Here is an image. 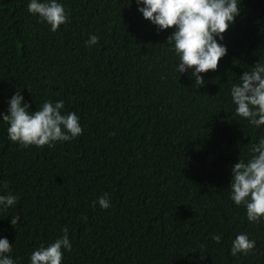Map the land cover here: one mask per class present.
I'll return each instance as SVG.
<instances>
[{"label": "trees", "instance_id": "obj_1", "mask_svg": "<svg viewBox=\"0 0 264 264\" xmlns=\"http://www.w3.org/2000/svg\"><path fill=\"white\" fill-rule=\"evenodd\" d=\"M27 2L0 0V111L15 91L32 110L63 99L83 133L23 148L0 121V182L18 196L0 212V237L17 264L64 227L72 250L62 264H264V224H250L227 188L231 165L264 135L232 115L229 97L264 62V0H241L227 54L198 89L173 72L171 30L157 33L135 0H62L69 22L56 32ZM104 193L108 209L92 203ZM238 232L256 241L247 256L229 254Z\"/></svg>", "mask_w": 264, "mask_h": 264}, {"label": "clouds", "instance_id": "obj_2", "mask_svg": "<svg viewBox=\"0 0 264 264\" xmlns=\"http://www.w3.org/2000/svg\"><path fill=\"white\" fill-rule=\"evenodd\" d=\"M135 3L137 11L157 33L171 30L165 43L175 57L173 72L188 75L193 81L191 87L200 88L205 83L201 74L215 71L218 61L227 54L223 34L240 14L241 0H135ZM26 7L28 13L46 24L51 32L69 22L62 0H28ZM98 39L97 35L90 34L85 45L91 48ZM237 77L229 88L234 105L232 115L254 129H264V62L259 59ZM64 103L63 99H46L32 110L20 91H15L7 100L6 111H0V121L7 125L8 140L23 148H52L57 142L75 140L83 133L80 117L65 110ZM7 187V181L0 182V212L17 206L18 196L5 192ZM227 188L229 199L236 207L244 209L250 224H264V135L250 144L246 158L239 156L231 165ZM92 203L101 209L111 206L107 193ZM19 220L17 214L11 215V226L18 225ZM61 233L47 245L34 248L27 264H62L64 253L72 250V242L67 227L62 228ZM212 240L220 242L221 235L212 234ZM255 244L247 232H238L231 240L229 254L247 256L255 250ZM11 253L9 240L0 237V264H17Z\"/></svg>", "mask_w": 264, "mask_h": 264}]
</instances>
